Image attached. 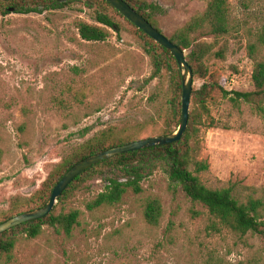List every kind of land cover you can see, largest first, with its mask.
<instances>
[{
  "label": "rangeland",
  "instance_id": "rangeland-1",
  "mask_svg": "<svg viewBox=\"0 0 264 264\" xmlns=\"http://www.w3.org/2000/svg\"><path fill=\"white\" fill-rule=\"evenodd\" d=\"M147 1L162 8L158 27L169 37L208 0ZM230 8L232 29L203 38L213 47L203 60L207 73L193 77V90L203 83L229 91L253 88L246 44L264 20V0H231ZM117 18L119 34L108 29L104 40L86 41L76 23L96 22L80 2L0 14V218L15 195H32L63 157L99 131L142 138L157 136L163 126L172 77L163 69L145 82L153 70L150 59L135 30ZM208 107L214 125H207L210 119L200 125L192 145L195 158L208 164L199 178L210 188L231 187L240 198L251 188L264 191V120L217 87ZM107 171L65 202V211H80L70 235L46 225L34 239L19 235L10 258L0 254V264H264V239L210 229L207 209L161 167L140 181V193L128 190L119 203L88 211L85 203L103 189ZM155 196L163 213L151 226L141 211L144 200Z\"/></svg>",
  "mask_w": 264,
  "mask_h": 264
},
{
  "label": "trees",
  "instance_id": "trees-1",
  "mask_svg": "<svg viewBox=\"0 0 264 264\" xmlns=\"http://www.w3.org/2000/svg\"><path fill=\"white\" fill-rule=\"evenodd\" d=\"M124 1L160 31L156 18L157 14L162 12L159 5L147 0ZM230 1H206L201 12L191 16L186 23L168 37L182 50L189 49L185 58L192 69L193 77L195 75L205 77L207 73L203 60L211 53L213 46L205 42L203 38L207 36L217 38L232 29ZM75 2H80L84 7L91 9L96 22V24L84 21L76 23L81 39L102 41L109 35L108 29L119 34L121 30V21L117 18L119 17L135 30L143 51L150 59L153 70L145 82L159 77L163 69L171 75L172 94L166 100L163 126L155 134L158 137V135L174 132L178 127L181 112V76L174 57L167 49L122 16L108 2L105 0H0V14L6 15L10 12L40 13L45 10L64 8ZM251 38L246 44L247 53L253 61L251 73L253 88L251 90L229 91L218 84L207 83H203L197 90L192 89L187 126L179 140L121 153L85 169L68 183L46 216L23 222L0 233V254L9 259L19 235H24L27 239H34L41 233L45 225L52 227L56 233L70 235L79 222L80 211L74 208L65 211V202L75 189L94 176L102 175L103 170H108L110 175H104L106 183L103 189L93 199L85 203V208L88 211L119 203L128 190L135 194L140 193L142 191L140 181L151 171L161 167L172 184L178 185L191 201L198 202L207 209L211 216L210 229L215 232H229L238 237L251 235L264 239V191L251 188L249 194L240 198L239 194L234 192L231 187L210 188L206 186L199 178V173L205 171L208 164L205 160L195 158V148L192 146L198 127L210 119L208 100L211 98L213 87H217L223 96H229L232 102L247 104L255 115L264 120V56H259L260 50H264V20L251 33ZM214 54L223 56L220 50ZM170 60L175 68L172 67ZM207 125H214L213 118ZM136 139H140V137L135 134L120 135L115 129L109 128L84 140L55 165L32 195L28 197L15 195L5 214L0 218V222L21 212L43 206L57 181L78 161ZM1 158L2 150L0 149V161ZM116 171L119 172V175H116ZM141 212L148 225L157 226L163 213L160 200L156 196L147 197Z\"/></svg>",
  "mask_w": 264,
  "mask_h": 264
},
{
  "label": "water",
  "instance_id": "water-1",
  "mask_svg": "<svg viewBox=\"0 0 264 264\" xmlns=\"http://www.w3.org/2000/svg\"><path fill=\"white\" fill-rule=\"evenodd\" d=\"M114 9H116L122 16H124L128 21L134 24L139 30L143 31L147 36L153 39L155 42L167 49L174 57L181 76V112L180 120L177 129L166 135L149 136L145 138H140L132 140L111 148L105 149L98 153L89 155L84 159L75 163L70 167L62 177L57 181L51 190L50 196L47 202L38 208L21 212L8 219L0 222V233L9 230L23 222L34 220L46 216L53 208L57 199L59 198L61 192L66 188L68 183H70L77 175L82 171L91 166L101 162L103 160L112 158L121 153L134 151L141 148H146L154 145H162L177 141L183 135L188 121L189 114V104L193 84L192 69L188 64L184 50L179 48L170 39L154 28L145 18L138 14L129 4L124 0H105Z\"/></svg>",
  "mask_w": 264,
  "mask_h": 264
}]
</instances>
